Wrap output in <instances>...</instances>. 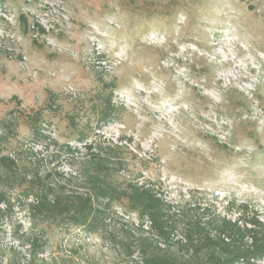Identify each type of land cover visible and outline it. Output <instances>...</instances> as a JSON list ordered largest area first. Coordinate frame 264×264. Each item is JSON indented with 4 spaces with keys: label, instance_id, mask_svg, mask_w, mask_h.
<instances>
[{
    "label": "rangeland",
    "instance_id": "rangeland-1",
    "mask_svg": "<svg viewBox=\"0 0 264 264\" xmlns=\"http://www.w3.org/2000/svg\"><path fill=\"white\" fill-rule=\"evenodd\" d=\"M97 181L151 193L168 234ZM1 194L0 264L183 262L225 223L264 233V0L0 2ZM42 195L89 198V221Z\"/></svg>",
    "mask_w": 264,
    "mask_h": 264
},
{
    "label": "trees",
    "instance_id": "trees-1",
    "mask_svg": "<svg viewBox=\"0 0 264 264\" xmlns=\"http://www.w3.org/2000/svg\"><path fill=\"white\" fill-rule=\"evenodd\" d=\"M5 0H0L3 3ZM40 183V182H38ZM101 182L92 183L93 191L95 194L109 198L110 200L120 201L123 198L129 200L131 209L138 211L142 216H150L153 226L160 230L163 235H167L166 222L164 221V214L162 210L161 202L156 199L149 192H140L134 187H129L126 191H120L115 188H111L108 185H100ZM32 189L25 192L26 196H29ZM6 201L5 195H0V203ZM32 210L37 214L47 213L50 215L68 214L70 220L75 224L85 225L92 214V205L89 198L82 197H67L56 198L52 203L48 200L47 195H42L37 200V204L32 205ZM255 225L260 226L258 221H253ZM225 235V239H229L227 242L224 238H211L205 236L202 241L198 242V246H194L195 257L191 260L179 262L175 256L168 253H152L148 254L145 258L146 264H236L240 259L247 260L251 257L264 258V233L259 230L245 229L241 230L236 224L225 223L221 232ZM252 235L253 244L249 248H240L237 243L243 240L245 236ZM40 241L34 240L33 246L36 250H40ZM189 244L193 241L188 239ZM187 245H182L185 248ZM206 251L205 258H200V253ZM201 251V252H200Z\"/></svg>",
    "mask_w": 264,
    "mask_h": 264
},
{
    "label": "built area",
    "instance_id": "built-area-1",
    "mask_svg": "<svg viewBox=\"0 0 264 264\" xmlns=\"http://www.w3.org/2000/svg\"><path fill=\"white\" fill-rule=\"evenodd\" d=\"M152 40H153V41H155V40H157V39H156V37H153V39H152Z\"/></svg>",
    "mask_w": 264,
    "mask_h": 264
}]
</instances>
